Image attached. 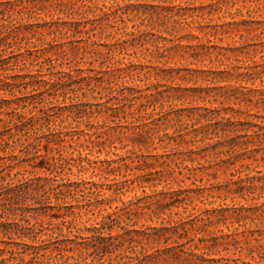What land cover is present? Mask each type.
<instances>
[{
	"label": "rangeland",
	"instance_id": "1",
	"mask_svg": "<svg viewBox=\"0 0 264 264\" xmlns=\"http://www.w3.org/2000/svg\"><path fill=\"white\" fill-rule=\"evenodd\" d=\"M0 118V264H264V0H0Z\"/></svg>",
	"mask_w": 264,
	"mask_h": 264
},
{
	"label": "trees",
	"instance_id": "2",
	"mask_svg": "<svg viewBox=\"0 0 264 264\" xmlns=\"http://www.w3.org/2000/svg\"><path fill=\"white\" fill-rule=\"evenodd\" d=\"M5 78H8L7 76H4ZM6 85H11L12 83L9 81H5ZM0 123L6 124V121L3 118H0Z\"/></svg>",
	"mask_w": 264,
	"mask_h": 264
}]
</instances>
